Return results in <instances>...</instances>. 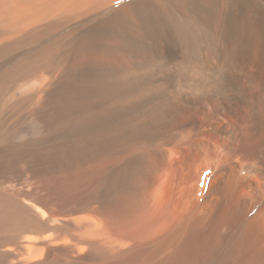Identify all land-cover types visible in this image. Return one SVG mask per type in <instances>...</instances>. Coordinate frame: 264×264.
I'll return each mask as SVG.
<instances>
[{
	"label": "bare ground",
	"instance_id": "1",
	"mask_svg": "<svg viewBox=\"0 0 264 264\" xmlns=\"http://www.w3.org/2000/svg\"><path fill=\"white\" fill-rule=\"evenodd\" d=\"M0 264H264V0H0Z\"/></svg>",
	"mask_w": 264,
	"mask_h": 264
},
{
	"label": "rangeland",
	"instance_id": "2",
	"mask_svg": "<svg viewBox=\"0 0 264 264\" xmlns=\"http://www.w3.org/2000/svg\"><path fill=\"white\" fill-rule=\"evenodd\" d=\"M30 260H32V259H30Z\"/></svg>",
	"mask_w": 264,
	"mask_h": 264
}]
</instances>
